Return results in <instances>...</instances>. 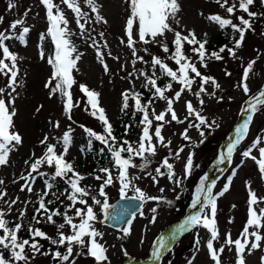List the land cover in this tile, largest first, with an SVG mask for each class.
Returning a JSON list of instances; mask_svg holds the SVG:
<instances>
[{"label": "snow or ice", "instance_id": "snow-or-ice-1", "mask_svg": "<svg viewBox=\"0 0 264 264\" xmlns=\"http://www.w3.org/2000/svg\"><path fill=\"white\" fill-rule=\"evenodd\" d=\"M214 2L227 13L228 17H234L238 23H234L232 18H224L219 14L209 15L206 17L207 20L214 22L222 30L231 28L232 32L238 36L233 37L231 47L224 45L218 51L209 52L206 47L207 39H199L193 30H188L186 34L184 30H177L179 27L177 16L181 11L178 0H124L129 14L124 27L126 40L121 39L120 43L131 51L130 63L133 70L122 77L128 79L132 87L121 93L120 111L122 114H128V110L131 109L134 120L139 114V120L136 124L140 128L138 140L133 143L128 139H118L114 134V128L106 110L101 106L100 93L90 89L85 84H79V91L87 98L84 111L100 122L102 132L98 133L84 125H79V127L89 138V150L92 149L93 141L99 142L103 146L98 154L103 156L106 150L110 156L111 167H99L93 173H89L94 180L99 182L98 188L93 190L90 186L82 184L87 177L76 169L74 162L66 159L72 143L71 132L73 129L71 126L63 132L61 137H54L62 145V150H58L56 144L49 143V136L45 135L39 142L44 148L43 154L36 157L33 153L29 160L24 162L26 165L25 172L13 179V183L23 181L20 184V192L34 194L37 197L34 202L37 206H34L33 215L27 227L28 238L19 236L24 227L23 224L15 222L10 226V222L5 219L8 213L0 209V264H31L37 255L50 256L57 264H77V258L82 256L90 257L94 264H111L107 254L108 248L101 242L104 233L97 229V223L104 224L109 219L120 223L123 220L127 226H121L118 229L122 233L118 239H124L131 235V226L137 215L144 216L143 207L146 203L151 201L157 205L161 203L169 207L173 205V201L163 197V195L150 196L138 187L134 181L139 180L140 177L133 176L130 169L139 168L142 172L147 171L152 163L149 158L157 155L158 146L170 149L172 141H166L162 135V130L166 124L173 122L184 124L188 121L187 127L180 133V137L185 141V146L192 145L193 147L199 145L193 143L189 135L190 129L195 128L197 130L201 138L199 144H203L206 139L205 129L211 131L219 127L215 120L210 122L202 114V111L205 104L203 96L215 97V89H219L220 85L214 77L203 74L200 68H207L210 60L223 61L225 58L222 54L225 52L230 59H239L237 50L242 48L246 33L254 32V23L259 19H264V13L251 10L256 5L257 0H231V2L230 0H214ZM39 3L45 10L47 21L46 31L40 34L39 39L44 41L50 38L53 45V51L47 57L43 49L39 52L40 58L46 59L47 64L51 67V75L44 86L49 90V99L57 95L61 97L63 115L75 123L72 120V111L74 108L80 107V101L74 102L73 100L71 90L77 84L73 72L78 70L77 63L83 53L78 52L72 37L79 35L86 43L90 41L88 46L95 49L98 62L102 65L104 73L108 74L110 69L103 51L108 46L106 43L103 45L98 43L97 37L92 35L95 29L90 27L93 24L107 25L108 21L101 12L102 5L98 4V0H84L90 13L93 14L91 16L89 12L82 10L78 0H60V3H55L54 0H39ZM61 5L73 13L76 27L79 30L78 33L70 29V21ZM259 5L264 8V0H259ZM16 6L14 0H8L7 8L9 10L16 8ZM30 10L25 11L23 15L27 17ZM237 12L244 15L237 16ZM201 15L203 14L201 13ZM173 21L177 27L173 26ZM3 22L4 17L0 16V24ZM24 24V19H16L9 24L7 29L0 31V75L7 78L5 86L0 87V166H7L10 163V153L23 143V137L15 130L14 124V117L17 115L15 108V101L18 96L17 88L22 86L18 81L20 71L18 61L23 58L13 52L6 42L18 40L22 44H26L25 37L29 34L30 29L23 26ZM168 33L173 35L171 46L166 42ZM97 35L101 40L105 37L103 31ZM261 36H264V32H261ZM137 44L158 45L166 56L161 58L158 55H153L148 47H145L144 53L151 57L150 61L145 60L144 56L139 55L140 50L137 48ZM186 45L190 46L192 56L187 54ZM107 55L111 57V52L109 51ZM261 55L264 54L258 53L257 59ZM193 57L197 59L194 60ZM112 58L119 60V57ZM257 59H253L246 66H242V77L238 86L245 96L249 97L245 101L246 106L242 105L241 115L244 119L235 127L233 137L226 146V151L219 153L215 161L217 167L225 163L229 166L233 164V157L240 149V145L246 140L254 116L258 111L264 109V87H261L258 93L249 95L250 87L247 83ZM166 60L171 61L176 67H170L165 62ZM137 63L150 64V70L137 69ZM121 70H125L124 65H121ZM225 75L231 76L232 74L225 70ZM141 77L143 78L141 87L150 94L146 100L143 94L135 89L134 80H139ZM162 78H167V82L163 86L158 83ZM174 84L179 85V90L174 89ZM193 85H197V90L193 91ZM208 85L213 87L212 93L208 92ZM186 92L197 98L200 108L198 110L191 101H185L186 116L181 119L174 105L181 100ZM169 93L173 94L169 95ZM216 99L219 103L223 97ZM156 101H163L165 104L164 110L158 113L153 106ZM42 107L41 105L36 111L39 112ZM49 123L54 129L60 128L59 121H49ZM123 127L124 136H127L132 125L124 124ZM185 146H180L174 151L170 149L169 156L162 159L155 167L154 175L152 171H147V175L151 177L154 185L158 183V178L166 175L168 181L174 185L172 191L176 192L177 189L183 187L184 181L191 176L194 167H199V165L194 164V154L189 152L183 164V175L177 177L174 165L169 162V158L174 156L180 159ZM254 150L258 151V158L253 155ZM239 155L242 158L240 165L232 168L231 175L227 177V182L218 192H214L216 181L208 182L207 175L199 179L191 199V208H198V211L187 215L167 237L161 235L153 241L150 252L152 261L160 264L165 254L172 251L171 245L179 236L198 228L205 229L209 234L204 247H206L207 254L213 264H222V253L226 248L229 251L234 248L235 264H246V253L251 255L258 249L264 250V244H262L264 235H261V229H264V208L259 210L256 208L258 204L264 203V197L257 195L249 181L245 182L248 190V209L247 220L242 231L235 239L232 238L230 232L226 233L220 246L214 245V242L220 241L217 202L230 190L233 178L237 175V169L243 165L245 160L251 159L258 167L260 178L264 180V135L257 136L249 146L239 151ZM136 159H139L141 163H134ZM45 166L51 169V172L42 171ZM113 169H115V175ZM38 178L43 180L44 187L41 192H36L34 188ZM57 180L63 181L66 185L61 192L53 190ZM117 183L119 184L120 199L129 201V206L110 215L109 209L114 206L109 204L106 189L115 186ZM4 184L5 181L0 179V186ZM129 191L134 194L128 196ZM159 191L162 194L165 189L160 188ZM7 195L6 190L0 189V201L4 202L9 212L17 203L24 205V208L19 210L17 218L22 221L25 218L27 206L33 204V201L31 199L20 201L19 197L6 200ZM61 197L64 199L62 200ZM180 198V194L177 193L175 199L179 200ZM64 200L68 203L65 204ZM57 202H59L58 207H50ZM94 206H99L104 214L103 219L98 218ZM150 211L152 215L149 223L155 224L157 207L151 208ZM55 217H61L63 222L57 223ZM126 217L127 219H124ZM44 222L55 226V237L49 236L40 227L35 226ZM229 223H232V220H229ZM66 227L69 229L68 232L64 231ZM41 240L47 241L53 247L44 250L40 243ZM140 243L143 244L144 240L141 239ZM193 248L194 252L191 258L187 259V264H194L196 255L201 249L198 232ZM121 251L128 259L129 264H133L127 250L122 247ZM5 252H7V256ZM260 264H264V255L260 257Z\"/></svg>", "mask_w": 264, "mask_h": 264}, {"label": "rangeland", "instance_id": "rangeland-1", "mask_svg": "<svg viewBox=\"0 0 264 264\" xmlns=\"http://www.w3.org/2000/svg\"><path fill=\"white\" fill-rule=\"evenodd\" d=\"M14 2L17 5L16 8L9 10L7 8L8 0H0V16L4 17V22L0 24V31L7 29L9 24L16 19H24L25 24L23 26H27L30 29L27 39L25 40L26 44H22L18 40L6 42L13 52L23 58L18 61L20 70L18 81L22 86L17 88L18 96L15 101L17 115L14 117L15 130L23 137V143L18 146L15 151L10 153V163L7 166H0V179L5 181V184L0 186V189L7 191L8 195L5 197L6 200L16 197H19L20 201L31 199L33 204H29L26 209V215H29L32 213V209L35 206L34 202L37 197L34 194L30 195L26 192H20V184L23 183V181H20V183H13V179L18 178L22 172H25L26 165L24 162L29 160L33 153H35L36 157L43 154L44 148L40 145V140L43 139L45 135H48V142L56 144L57 149L62 150V145L59 144L54 137H61L63 132L68 130L69 126H71L73 129L71 132L72 143L66 159H73L77 162L81 160L79 143L83 139L88 138L79 125H84L98 133L102 131L100 122L84 111L87 98L79 91V84H85L90 89L100 93L101 106L106 110L109 120L114 121L120 110L121 93L132 87L128 79H123L122 77H125L127 72L133 69L130 63L132 59L131 51L120 43L121 39L126 40L124 36V27L129 14L126 10L127 5L124 3V0H98V4L102 5L101 12L108 23L107 25L93 24L90 27L95 29L92 35L97 37L98 43L101 45L106 43L108 46L106 49H103V51L110 72L108 74L104 73L102 65L96 58L95 49L88 46L90 41L86 43L79 35L72 37V41L78 49V52L83 53V56L77 63L78 70L73 72L77 84L73 86L71 91L74 102L80 101V107L73 109L72 120L75 121V123H72V121H69L63 115L61 97L57 95L49 99V90L44 86L51 75V67L47 64L46 59L42 60L39 55V45L41 41L39 37L47 28L45 10L43 6L40 5L39 0H14ZM54 2L60 3V0H54ZM178 2L181 7V11L177 16L179 27L176 26L174 21L173 26L177 27V30H184L185 34L188 30H193L195 33L201 34H215L219 26L206 18L212 14H219L224 18H232L234 23H238L234 17H228L227 13L215 4L214 0H178ZM78 3L81 5L83 11L89 12L90 16L93 15L87 8L84 0H78ZM61 7L64 8L65 14L70 21V29L78 33L79 30L76 27L73 13L67 10L63 5H61ZM28 9L31 10L28 12L27 17H25L23 14ZM251 10L264 13V8L260 7L259 0H257L256 5ZM201 13L203 15H201ZM236 15L244 14L237 12ZM245 18L247 17L245 16ZM254 28V32L249 31L246 33L242 48L237 50L239 59H230L227 52H225L222 54L225 58L223 61L210 60L207 68H200L203 74L214 77L220 85L219 89H215V97L211 95L203 96L205 104L202 111V114L206 116L210 122L215 120L217 124H219V127L211 131L205 129L206 139L203 144H199L201 138L197 130L195 128L190 129L189 135L193 143L199 145L197 147H193L192 145L185 146V141L180 137V133L187 127L188 121L184 124H176L175 122L166 124L162 130V135L165 137L166 141H172L170 145L171 150L174 151L180 146H185L180 159L174 156L169 158V162L174 165L177 177H182L183 175V164L189 152L194 154V164L199 165V167H194L191 176L184 181L183 187L173 192L172 188L174 185L168 181L166 175L158 178V183L155 185L151 177L147 175V171H152L153 175L155 174L154 169L158 166V163L169 156V148L158 146L157 155L149 158L152 163L150 169L147 171L142 172L139 168L130 169L133 176L140 177L139 180L134 181L138 187L150 196L163 195V197L172 200L173 205L171 207L163 203L157 205L155 202L151 201L146 203L143 208L144 216L140 217L137 215L131 226V235L124 239H118V237L122 235L119 230H112L104 224H96L97 229L104 233L101 242L108 248L107 254L111 264H128L127 258L121 251L122 247L127 250L132 260L138 258L146 260L153 241L187 215L193 195L190 194V185L195 178L205 172L209 167L208 171L204 174L208 176V181L211 180L212 175L217 174L219 171H223V175L226 177L212 180L216 181L214 192H218L227 182V177L231 175L232 168L240 165L242 158L239 155V151L249 146L257 136L264 135V109H262L254 116L247 139L240 145V149L235 154L233 164L228 166L225 163L219 165V167L216 166L215 161L219 153L226 151L229 139L233 137V134L231 135L232 130L234 132L235 127L242 123L244 119L241 115L242 105H245V101L249 97L245 96L242 89L238 86L242 77V66H246L247 63L253 59H257L258 53L264 54V36H261V32H264V19L257 20L254 23ZM101 31L105 33L103 40L97 35ZM172 39V33H168L166 42L171 43ZM136 46L140 50L139 55L144 56L145 60L150 61L151 59L150 56L144 53L143 49L145 47H148L153 55H158L161 58H165L166 56L158 45L145 46L143 44H137ZM109 51L111 52V57L107 55ZM208 51L211 52L212 49H208ZM112 57H119V60L113 59ZM193 59L195 60L197 58L193 57ZM165 62L168 63L170 67H176L171 61L166 60ZM121 65L125 66V70H121ZM197 66L199 67V65ZM136 68L150 70V64L145 65L137 63ZM225 70L232 75L226 76ZM6 81L7 78L0 75V87H4ZM142 81V77L139 80H134L135 87L141 84ZM247 83L250 87L249 95L258 93L261 87H264V55H261L260 58L257 59V63L254 65L253 72L250 74ZM173 87L175 90H179V85L174 84ZM207 89L209 93L213 92V87L211 85H208ZM195 90H197V85H193V91ZM172 94L173 93H169V95ZM217 97H223V100L218 103ZM185 101H191L198 110L200 108L197 98L191 93L186 92L183 94L181 100L174 105L181 119H184L186 116L184 108ZM41 105L43 107L37 112V108ZM153 106L157 113L165 108L163 101H156ZM49 121H59L60 128L54 129ZM139 135L140 134L133 140V143L138 140ZM253 155H256L258 158V151L254 150ZM134 163L140 164L141 161L136 159ZM42 171L51 172V169L45 166L42 168ZM113 174H116L115 169H113ZM84 176L87 178L82 183H85L88 177L90 178L89 174L85 173ZM246 181L251 183L252 189L258 196L264 197V180L260 178L257 165L251 159L245 160L243 165L237 169V175L233 178L230 190L223 197L219 198L217 202V223L220 241L214 242L216 247H219L220 243L223 242L226 233L230 232L233 239L237 238L246 223L248 209V190L245 185ZM90 183L91 184L88 186L93 190L98 188L99 182L96 180L93 179ZM41 187L42 185L36 181L34 185L35 191L41 192ZM160 188L165 189L162 194L159 191ZM106 191L109 196V204L112 206L114 202L120 198L119 184L117 183L115 186L108 187ZM177 193L181 196L179 200L175 199ZM133 194L132 191L128 192V196H132ZM189 197L190 199L187 203ZM63 199L64 198H62V200ZM64 203L67 204L68 202L64 200ZM186 203L189 206L187 205L185 208ZM153 207H157V220L155 224H150L149 219L152 215L150 210ZM23 208L24 205L22 203H17L13 206L11 212H9L4 202L0 201V209L8 213L5 219H10V223L13 220L19 222L17 219L19 210ZM256 208L257 210L264 208V203L258 204ZM94 210L98 218L103 219L99 206H94ZM61 211H63V208H61ZM54 219L57 223L63 222L60 217H55ZM229 220H232V223H229ZM35 226L40 227L49 236H56V228L54 225L44 222ZM64 231L68 232L69 229L66 227ZM197 232L201 240V249L196 255L194 264H213L207 254L206 247H204L209 238V234L203 228L194 229L188 236L182 238L177 246L163 257L161 264H168L166 262L169 256L177 257L182 254L183 251L187 254L185 256L182 254V256L175 259V262L176 264H187V259L191 258L194 252L193 244ZM261 235H264V229H261ZM19 236L28 238V233L25 232V229H22ZM141 239L144 240L143 244L140 243ZM40 243L43 245L44 250L53 247L47 241L41 240ZM262 244H264V241H262ZM60 250L63 251V249ZM29 255H31V253H29ZM262 255H264V250L259 249L254 251L251 255L246 253V264H260V257ZM52 261L50 256L37 255L36 258L31 261V264H52ZM77 264H94V261H92L90 257L82 256L77 258ZM222 264H235L234 248L232 251L226 248L224 253H222Z\"/></svg>", "mask_w": 264, "mask_h": 264}, {"label": "trees", "instance_id": "trees-1", "mask_svg": "<svg viewBox=\"0 0 264 264\" xmlns=\"http://www.w3.org/2000/svg\"><path fill=\"white\" fill-rule=\"evenodd\" d=\"M196 35L199 39H207L208 43L206 44V47H207V49H212V51H218V49L221 46L229 45L232 42L233 37L238 36V34L232 32L231 28H225L223 30L219 29V31L215 35H207V34L205 35V33L196 34ZM169 46H171V44H169ZM185 47H186L187 54L193 55L191 53L190 46L186 45ZM41 49H43L45 56H48L52 53L53 45L51 44L50 38L46 39L44 41H41V45L39 47V50H41ZM166 82H167V78H162L160 81H158V83L161 86H163V84H165ZM141 84H142V82H141ZM141 84L135 89L137 91H140L146 100L150 94L143 87H141ZM120 107H121V103L119 105V108ZM138 120H139V114H137V116L134 120L132 118V115H131V109L128 110V114H122L121 111L119 110V113L115 118V121L111 122L113 125V128H114V134L120 140L128 139L130 142H133V140L138 136V134H140V128L136 126ZM124 124H131L132 125L127 136H124V127H123ZM88 139L89 138L83 139L80 142V151L82 152L81 160L79 162H76L74 160H68L70 162H74L76 169L82 175H85V173L86 174L93 173L94 170L99 168V167H105V166L111 167L110 156L107 153V151L105 150V153L103 156L98 154L100 149L103 146L99 142L93 141L92 149L89 150L88 149ZM91 180H93V178L90 176V178L88 177V179L85 181V183H82V184L88 186L91 184L90 183ZM191 185L193 188L195 185V182L193 181ZM65 187H66V185L63 183V181L57 180L55 182V187L53 190L56 192H61L64 190ZM49 198H51V197H49ZM61 198H63V197H61ZM58 206H59V202H57L56 204L50 205L51 208H53V207L56 208ZM30 221H31V218H29L25 221L24 225H25L26 231H27V227H28ZM14 223H12V224H14ZM12 224H10V226ZM185 253L186 252L183 251L182 254L185 255ZM182 254L178 255L177 257L169 256L167 258V263L168 264H176L175 259L182 256ZM5 255L6 256L8 255L7 252H5Z\"/></svg>", "mask_w": 264, "mask_h": 264}, {"label": "water", "instance_id": "water-1", "mask_svg": "<svg viewBox=\"0 0 264 264\" xmlns=\"http://www.w3.org/2000/svg\"><path fill=\"white\" fill-rule=\"evenodd\" d=\"M113 206H114V207H110V209H109V214H110V215H111V214H116V213H118L119 211L128 208V206H129V201L121 200V199H120V200H118ZM103 215H104V214H103ZM124 219H127V217L124 218ZM105 224H107V225L110 226L111 228L118 229V228H120L121 226H123L125 223H123V220H121L120 223H116V222H114V221H112V220L109 219V220H106V221H105ZM55 263H57V262L54 261V264H55Z\"/></svg>", "mask_w": 264, "mask_h": 264}]
</instances>
